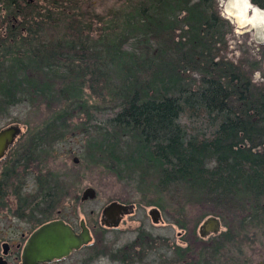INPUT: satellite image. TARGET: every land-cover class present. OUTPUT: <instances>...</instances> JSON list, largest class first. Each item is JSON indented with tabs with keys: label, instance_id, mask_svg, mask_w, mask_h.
I'll return each instance as SVG.
<instances>
[{
	"label": "trees",
	"instance_id": "1",
	"mask_svg": "<svg viewBox=\"0 0 264 264\" xmlns=\"http://www.w3.org/2000/svg\"><path fill=\"white\" fill-rule=\"evenodd\" d=\"M38 1L34 9L27 0H8L9 14L22 9L30 35L11 45L12 62L0 66L4 108L50 112L20 141V160L11 167L24 180L36 174L38 194L24 209L28 222L52 220L37 217L36 199L49 207L64 194L37 159L84 113L87 90L116 105L93 130L90 165H103L139 193L155 188L172 203L201 207V219L221 217L229 231L264 228V81H253L262 64L248 55L227 57L232 27L217 2L135 0L98 16L82 10L80 0ZM250 2L264 11V0Z\"/></svg>",
	"mask_w": 264,
	"mask_h": 264
},
{
	"label": "rangeland",
	"instance_id": "2",
	"mask_svg": "<svg viewBox=\"0 0 264 264\" xmlns=\"http://www.w3.org/2000/svg\"><path fill=\"white\" fill-rule=\"evenodd\" d=\"M10 1L11 4L14 1L21 2V0ZM134 1L80 0L79 7H82V10H85V8L89 9L90 13L102 16L108 12L127 10V7L136 2ZM215 1L217 2L220 16L229 22L232 27L226 39L228 44L227 57L232 62H235L248 55L254 61H259L262 64V70L254 74L253 81L263 82L264 11L252 6L250 0ZM0 3L6 5L8 0H0ZM32 5L34 9H37L39 1L34 0ZM23 9L25 8L23 7ZM21 10H18L16 14L20 16L22 14ZM20 18L21 20L23 19L22 15ZM59 29L63 33V27ZM57 32L59 33V30ZM85 93L88 105L84 113L70 123L71 128L63 130L65 133L64 139L55 144L52 151H45L46 153H43L41 158L37 159L38 169L43 170L46 176L49 174L53 176L52 184L57 182L63 185L65 188L64 194L60 197L56 195L55 203L50 201L51 205L49 207L48 204H40L39 199H36L34 201L36 205L33 207H36V210L41 214L37 216L39 219H42V214L46 213L53 220L60 218L66 223L68 222L76 231L80 230V222L85 221L93 234V246L79 252V254L72 255L68 260L58 264H113L112 258L135 255L134 246L137 244L135 242L136 239H149V237H154L155 235L176 236L179 228L177 226H168V221H177L178 223L185 219H192L194 222L197 220L201 221L205 211L201 207L196 208L181 201L172 203L170 199L163 197L155 188L142 190L139 193L133 184L122 183L103 165L95 167L90 165L88 162V144L89 140L95 136L93 130L99 124L104 125L113 116L116 105L110 99L99 100L87 90ZM0 108L5 109L1 104ZM4 113L0 118V128L7 127L10 124L18 125L23 129V138H20V141L23 142L28 140L29 136L33 135L38 128H41L44 121H47L50 116V112L46 107H29L27 104L19 105L17 108L8 111L5 110ZM73 115L76 116L75 113ZM57 134L58 131L56 130L54 136H57ZM27 135L28 138L25 137ZM75 158L79 159V163L76 165L74 164ZM33 178L34 175H28L24 180L25 184L31 185L28 189H25L28 194L24 197V201L28 202V204L30 203L29 200L34 198L33 196L36 194L34 185L36 189L39 187ZM87 187L96 190L97 197L93 201L82 203L80 198ZM40 199L42 201L43 198L40 196ZM113 201L135 204L136 212L131 218L126 219V223L121 225L120 229L106 232L100 223L101 211ZM155 203H158L159 207L154 206L160 208L162 212L164 223L161 225L153 224L149 216L150 209ZM54 205L58 210L55 209ZM23 206V209L27 208L25 203H23ZM52 210L54 213L50 212ZM24 213L26 215V211ZM33 225V223H29L26 226L25 224L14 223L13 229L17 230L18 234L26 232L30 234L34 229ZM224 230H227L225 223L222 224V231Z\"/></svg>",
	"mask_w": 264,
	"mask_h": 264
},
{
	"label": "flooded vegetation",
	"instance_id": "3",
	"mask_svg": "<svg viewBox=\"0 0 264 264\" xmlns=\"http://www.w3.org/2000/svg\"><path fill=\"white\" fill-rule=\"evenodd\" d=\"M26 3L33 4L34 0H27ZM20 6L23 8L26 5L21 3ZM29 28V25L23 24V20H21L16 12L15 14H9L7 6L0 3V66H6L12 62L14 51L10 49L11 45L25 40L30 35ZM14 108L16 107L5 108L4 111ZM4 111L0 108V118L2 114H5ZM14 125L10 124L9 126ZM9 126L1 127L0 131L9 128ZM22 135L23 129L20 136L15 139V142L10 146L5 155L0 158V264H23L22 256L27 241L35 230L46 225V223L62 220L65 224H69L59 218L47 221L40 226H33L34 229L30 234L28 232L18 234L17 230L13 229L14 223L25 224V226L29 224L24 213L23 203L26 204L24 197L28 194L25 192V189H28L31 185L24 183V176L20 170H14V172L11 169L13 163L16 162L17 164L21 157L19 144ZM30 172L33 173V170ZM35 187L34 185L36 194L33 197L38 194V188L36 189ZM111 203H118L124 206L133 205L134 207L132 211H129V214L121 215L118 227H113L112 221L106 218L103 219L101 215L100 223L106 232L120 229L121 225L126 223V219L131 218L136 212L135 204L117 201ZM110 204L106 205L103 209ZM154 208L159 210L162 220L161 209L153 207L150 210L153 211ZM209 219H215L217 221L216 224L211 223L203 229L204 224ZM83 222L85 223V221ZM163 223L164 220L156 225ZM168 223V226H177L179 228L176 236L155 235L154 237H149V239H136L135 242L137 244L134 246L135 255L112 258L113 264H264L263 227L261 229L246 231H229L225 225L227 230L222 231L224 220L214 215H208V217L201 219V221L197 220L194 222L192 219H186L181 223L177 221H168ZM85 224L93 240V234L90 228H88L87 223ZM69 225L73 228L75 234L79 235L81 224L79 231H76L71 224ZM230 235L232 237H226ZM91 246H93L92 242L88 246L79 249V251L71 253L69 257L79 254V252L89 249ZM68 259L65 258L58 262L47 264H58Z\"/></svg>",
	"mask_w": 264,
	"mask_h": 264
},
{
	"label": "water",
	"instance_id": "4",
	"mask_svg": "<svg viewBox=\"0 0 264 264\" xmlns=\"http://www.w3.org/2000/svg\"><path fill=\"white\" fill-rule=\"evenodd\" d=\"M22 129L19 126H9V128L0 131V158H2L10 146L15 142V139L20 136ZM79 159H74V164H78ZM97 197V192L93 188L87 187L82 193L80 202L86 203L93 201ZM133 205L124 206L118 203H111L103 209V219L112 221L113 227H118L120 217L124 214H129L133 210ZM149 216L153 224L160 223L161 215L159 210L153 209ZM215 219H209L203 226V229L211 223L216 224ZM81 231L76 235L73 228L69 224H65L62 220L46 223V225L35 230L30 236L25 245V250L22 256L23 264H47L58 262L59 260L69 258V255L75 251H79L84 246H88L92 242V236L86 227V224L81 221Z\"/></svg>",
	"mask_w": 264,
	"mask_h": 264
}]
</instances>
